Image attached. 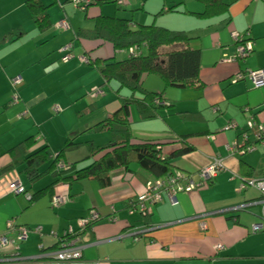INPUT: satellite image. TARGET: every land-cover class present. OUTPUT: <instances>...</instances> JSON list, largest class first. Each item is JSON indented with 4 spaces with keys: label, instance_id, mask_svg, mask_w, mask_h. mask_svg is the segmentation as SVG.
Listing matches in <instances>:
<instances>
[{
    "label": "crops",
    "instance_id": "crops-1",
    "mask_svg": "<svg viewBox=\"0 0 264 264\" xmlns=\"http://www.w3.org/2000/svg\"><path fill=\"white\" fill-rule=\"evenodd\" d=\"M41 1L52 23L45 32L35 25L28 0H0V170L12 161L9 149L31 136H36L40 143L47 140L55 154L68 138L80 136L79 140H90L96 145L110 140L106 133L97 137L81 134L117 109L113 98L108 100L107 108L102 105L97 115L94 112L99 109L98 102L78 111L76 108L82 105V100L75 101L70 94L63 100L54 98L63 92L64 82L71 79L84 81L90 100L105 96L102 77L95 75L100 71L90 69L83 61L86 43L76 40L77 33L94 26L87 15L91 19L100 14L122 19L127 16L120 17V9L115 6L114 12L111 3L83 10L71 0ZM144 1L141 8L137 6L132 11L144 12L145 7L155 11V3ZM122 2L121 10L127 11L137 0ZM224 2L228 5L226 15L203 20L192 15L204 11V6L196 0L161 1L158 12L172 7L177 12L163 15L159 25L187 32L194 38L192 46L201 49L200 79L205 86L180 88L171 91L170 98L164 96L172 106L162 111V117L142 120L137 110L133 117L140 120L141 127L144 125L133 128L131 123V128L136 140L187 137L186 143L169 140L173 144L162 147L164 158H170L173 151L187 144L192 147L190 152L171 157L174 175L197 179V172L217 157L223 159L226 170L203 187L178 194L175 204L164 195L161 202L148 207V224L135 206L126 205L144 192L148 182L157 180L137 165L131 166V171L119 169L111 173L110 185L104 188L90 180L71 188L57 187L56 195L68 197L64 204L54 208H50L48 196L34 203L29 199L31 193L47 186L50 179L42 178L30 184L27 177L26 183L20 182L31 193L16 194L8 190L7 178L0 176V234L11 233L8 224L12 219L17 225L43 229L42 234L30 233L23 243L5 246L0 264H264V233L252 232V226L261 220L260 207L233 210L261 198L260 192L244 183L245 180L264 178V139L256 138L258 131L264 133V87L255 88L248 77L236 80L239 73L245 76L248 70L264 69V0ZM146 14L152 16L151 12ZM142 18L139 16L137 22L132 16L133 26L151 21ZM62 21L68 25L61 26ZM152 23H157V19ZM234 33L239 40L234 39ZM4 38L7 39L2 41ZM69 44L73 58L63 61L64 48ZM245 44L253 48L252 52L245 57L237 56L238 48ZM87 48L92 49V44H87ZM120 53L115 54L118 57ZM98 55L110 57L112 48L108 46ZM57 71L62 75H57ZM18 75L23 79L21 87L11 83ZM144 86L148 91L164 92L157 76L146 78ZM100 89L103 93L95 95ZM12 96L18 100L15 105L11 103ZM99 116L100 120H96ZM252 118L256 130H248L247 123ZM52 135L58 137L57 142ZM245 139L250 141L247 150L243 148ZM234 143L238 144L236 150L227 148ZM83 155H68L67 161L81 160ZM86 182L98 185V198L83 204L80 200L85 196ZM90 210L97 211L102 218L82 237L87 243L83 258L76 262H52L44 254L57 249L58 240L71 229H78ZM218 244L224 250L217 252L214 247ZM18 256L21 261L4 262L5 258Z\"/></svg>",
    "mask_w": 264,
    "mask_h": 264
},
{
    "label": "trees",
    "instance_id": "trees-1",
    "mask_svg": "<svg viewBox=\"0 0 264 264\" xmlns=\"http://www.w3.org/2000/svg\"><path fill=\"white\" fill-rule=\"evenodd\" d=\"M196 1L204 6L202 13H192L199 19L209 20L224 16L228 12V5L224 0ZM108 3L119 9L123 5L121 0H96L83 10L92 6L102 8ZM28 8L40 32L51 28L52 23L47 7L41 0H28ZM176 12V9L172 7L161 10L156 16ZM87 18L94 21V26L89 29H80L76 40L85 42L86 47L87 44H92V49L85 47L86 63L90 69L100 71L103 80L101 87L110 88L114 95L113 100L117 103V109L108 118L93 125L81 135L107 132L110 140L105 144L96 145L90 140H79L80 136L68 138L62 149L55 154L47 140L40 143L36 136H31L9 149L12 161L0 170V176H4L12 168L20 169L28 175L30 184L42 178L50 179V183L39 191H34L32 194L24 189V193H31L30 199L33 203L48 196L51 198L53 208L52 200L56 196L57 187L65 185L71 188L83 180H90L104 188L110 185L111 173L119 169L131 171L133 165L150 172L157 179L174 175L173 165L170 163L171 157L190 152L192 147L188 144L182 146L181 149L173 151L170 158L163 157L162 147L173 144L171 141L186 143L187 137L175 135L169 139L156 141L136 140L131 128L132 106L136 105L142 120L156 119L162 117L163 110L172 106V103L164 97L166 89L171 87L203 89L205 86L200 79L201 49L192 46L194 38L187 32L170 30L155 24L133 26L134 21L130 19L104 14L93 19L87 15ZM108 46L112 48L113 55L100 57L98 53ZM130 49L134 50V54L128 53ZM117 52L127 53L126 59L118 60L115 54ZM66 54L67 52L64 51V56ZM149 76L160 78L164 85V92H152L145 88V79ZM166 132L173 134L170 131ZM263 139L264 136L258 140ZM249 143L250 141L246 140L243 148L247 150ZM82 145L86 146L87 156L78 161L68 162L67 153ZM83 162L86 164L89 162L88 166L82 165ZM138 197L135 201L127 202L126 205L138 207ZM139 213L146 222L148 209L145 213ZM101 218L99 216L96 221L87 223L85 229L78 228L63 237L70 240L83 237Z\"/></svg>",
    "mask_w": 264,
    "mask_h": 264
},
{
    "label": "built area",
    "instance_id": "built-area-1",
    "mask_svg": "<svg viewBox=\"0 0 264 264\" xmlns=\"http://www.w3.org/2000/svg\"><path fill=\"white\" fill-rule=\"evenodd\" d=\"M74 5L77 8H85L89 6L92 2L96 0H71ZM123 1V0H121ZM68 23L66 21L61 22V26H67ZM235 40H238L239 36L237 33H234L233 35ZM72 44L67 45L64 48V51L67 52V54L63 57V61H68L69 59H72ZM253 48L248 45H242L237 50V56L245 57L249 55L252 52ZM130 55L134 54V50L130 49L128 51ZM84 62H87L86 58H83ZM244 77H248L251 82L253 83L255 88H262L264 87V69L259 70H248L247 73H245V76L241 73H239L236 76V80H241ZM22 77L20 75L15 76L11 79V83L13 86H18L22 83ZM102 90H99L96 92L95 95L102 94ZM14 104L18 103L17 99H14ZM249 130H256L257 125L255 120L252 118L247 123ZM264 133L261 131L257 132L256 138H261ZM246 135L244 136V138ZM246 142V139L244 140ZM238 147L237 143H234V145H227V148L231 151L236 150ZM226 170L223 159L220 157L214 158L210 165L207 167L199 170L197 172V179H194L191 176H187L185 174L183 175H171L167 177L158 178L154 182H148L144 192L138 197L137 199V206L136 210H138L141 213H145L149 206L154 205L158 202H161L163 199V196H168L172 204L176 203L177 195L184 192H191L194 190H197L205 185V183L213 181L218 174ZM248 185L256 188L261 195V198L257 201L250 202V203H244L239 206L233 207V210L239 211V210H245L249 209L250 207L256 205L259 206L261 209V220L260 222L254 224L252 226V232L253 233H264V178H247L245 180ZM8 186V190L10 189L16 194H20L24 192V188L22 186V183L20 181L11 182ZM244 186V185H243ZM245 187V186H244ZM31 198V197H30ZM29 198V199H30ZM52 204L54 207H58L66 202L65 196L56 195L53 200ZM99 213L97 211H90V214L84 219H82L79 222L80 229H85L87 227V223L94 222L99 218ZM9 231H11L10 234H0V254L2 249L7 246L10 243L18 242L23 243L28 239V236L30 233H38L42 234V227H36L34 229H30L25 226H18L15 223V220H10L9 224ZM75 230L71 229L67 234L73 233ZM11 235H13L14 239H11ZM64 235V236H66ZM52 237H55V233H51ZM59 245L57 249L51 251L52 253L48 254L45 253L47 257L49 256L55 263H64V262H76L80 261L83 258V250L86 247L87 243H84L82 241V237H76L74 239H66L64 237L60 238ZM215 250L217 252L224 250V246L222 244L215 245ZM45 257V256H44ZM43 258V256H42ZM5 261L9 262H16L21 261V257H15V258H5Z\"/></svg>",
    "mask_w": 264,
    "mask_h": 264
},
{
    "label": "rangeland",
    "instance_id": "rangeland-1",
    "mask_svg": "<svg viewBox=\"0 0 264 264\" xmlns=\"http://www.w3.org/2000/svg\"><path fill=\"white\" fill-rule=\"evenodd\" d=\"M148 1L149 0H145L144 2H148ZM161 1L162 0H150L149 1L150 5L155 3V7H153V10H155V11H149L147 7H145L143 9L144 12H142L141 9H136V10L132 11V9L137 7V6H138V8H141V5L143 4L142 0H137V3H133V7H130V9H128L127 11L120 9V10H118V13H119L120 17L125 15V16H127V19H130V20L132 19V16H135L136 19L134 21H137L138 20L137 18H139V16H142L143 17L142 20H145L147 22H148V20H151L150 23H146V22L139 23V24H144V25L153 24L152 23L153 20L157 19V23H155V25L164 27V25H159L160 24L159 22L163 21L162 18H161L163 15L156 16L157 12L162 8L161 7ZM128 3H129V1H128ZM111 6L113 7L114 12H116L115 5L112 4ZM121 6H123V5H121ZM155 8H157V9H155ZM147 12H151L152 16H149L148 14H146ZM121 14H123V15H121ZM137 22H139V21H137ZM164 28H168V27H164ZM168 29H170V28H168ZM143 51L145 52V50H143ZM126 57H127V53L123 52L122 54L121 53L118 54L117 58H118V60H123V59H126ZM57 75H62V72L61 71H57ZM95 75H101V74L99 72H95ZM83 80H86V79H83ZM83 83H84V81H78V80H75V79H71V80H68V81L64 82L65 85H64V88H63V92L62 93L60 92L61 94L57 95L54 98V100H63L65 98H67V94H70L69 96L72 97V99H74L75 101L82 100L81 101L82 105L81 106L78 105L77 108H76L78 111H82V109H85V107L91 106L94 103L98 102L99 103V106H98L99 109L96 108L95 112H94V114L97 115L98 113H100V111H101L100 108L102 107V105H104V104L106 105L107 103H109L108 100H110V97L114 98V95H113L112 91L110 90V88L103 87L102 89L105 91V96H102V98H99L97 100H93V99L90 100L91 99V95L88 94L90 91H86V87L85 86L83 87ZM21 85H19V87H21ZM57 85L60 86L61 83H58ZM179 89L180 88H174V87L168 88V89H166L164 96L170 98L173 95L171 91H179ZM105 97H108V98L106 99ZM13 100H14V97L12 96V99H11V103L12 104H13ZM106 108H107V105H106ZM131 110H132V115H131L132 127L133 128H142L144 124L141 127L140 124H139L140 120L138 121V118L134 119V117H133L134 113L137 114L136 113L137 112L136 105L132 106ZM99 118H100V116L97 117L96 120H100ZM51 131H53V130L51 129ZM102 134H105V132L104 133H95L94 132V133H90V135H86V136H88V137H97L98 135H102ZM106 134H108V133L106 132ZM52 139H54L55 142L58 141V137H56L55 135H52ZM59 148L61 149V147H59ZM60 149H58L57 152L60 151ZM86 151H87L86 146L82 145V147H80L78 149L69 151L67 153V156L69 155L70 157H72V155L73 156L76 155V157H78L79 154H84L81 157V159H82V158H85L87 156ZM81 164L84 165V166H88L89 162L87 164L85 162H83ZM78 168H80V166H78ZM27 177H28L27 174L21 172L20 169H16V168H12L11 171L7 172L4 175V178H7L6 186L9 185L11 182H15V181H23L24 183H26L27 182ZM87 183L88 182H86V185H85V191H86L85 196H83V198L80 200V201H82L83 204H86L87 201L94 202L98 198V191L96 189V187L98 185L94 184L95 186H93V185H90L89 183L88 184ZM22 196L24 197V195H22ZM50 208H52L51 204H50ZM91 211H93V210H91Z\"/></svg>",
    "mask_w": 264,
    "mask_h": 264
}]
</instances>
